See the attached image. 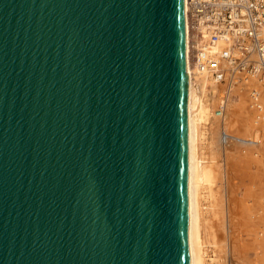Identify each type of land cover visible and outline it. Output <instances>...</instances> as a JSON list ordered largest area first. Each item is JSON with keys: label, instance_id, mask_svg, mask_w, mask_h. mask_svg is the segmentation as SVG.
<instances>
[{"label": "water", "instance_id": "1", "mask_svg": "<svg viewBox=\"0 0 264 264\" xmlns=\"http://www.w3.org/2000/svg\"><path fill=\"white\" fill-rule=\"evenodd\" d=\"M185 0H0V264H190Z\"/></svg>", "mask_w": 264, "mask_h": 264}, {"label": "bare ground", "instance_id": "2", "mask_svg": "<svg viewBox=\"0 0 264 264\" xmlns=\"http://www.w3.org/2000/svg\"><path fill=\"white\" fill-rule=\"evenodd\" d=\"M250 1L216 0L232 8H249ZM185 9L190 264H264V56L242 32L246 41L234 46V58H218L214 77L194 67L188 0ZM200 30L208 41L206 28ZM233 36L218 39L211 53ZM225 137L235 138L234 150Z\"/></svg>", "mask_w": 264, "mask_h": 264}, {"label": "built area", "instance_id": "3", "mask_svg": "<svg viewBox=\"0 0 264 264\" xmlns=\"http://www.w3.org/2000/svg\"><path fill=\"white\" fill-rule=\"evenodd\" d=\"M250 7H235L219 5L216 0H188V15L192 28L191 53L194 62L201 68L210 67L215 69L219 65V59L227 60L234 58V46L241 48L246 41L242 38V32L252 35L251 41L255 49L264 56V36H260L264 28V5L257 9L255 0L250 1ZM261 18H257V16ZM262 21V29L258 32V22ZM201 28H206L209 36L205 40ZM233 41L227 42L220 52L211 53V49L217 40L229 35Z\"/></svg>", "mask_w": 264, "mask_h": 264}, {"label": "rangeland", "instance_id": "4", "mask_svg": "<svg viewBox=\"0 0 264 264\" xmlns=\"http://www.w3.org/2000/svg\"><path fill=\"white\" fill-rule=\"evenodd\" d=\"M192 58V57H191ZM192 63H193V65H194V67H198V69H200V70H202V71H205L206 73H208V74H210L211 76H215V74H213V72H212V68H210V67H204V68H201L199 65H198V63H196V62H194V60L192 59ZM212 121V120H211ZM212 123L210 122L209 124H208V127H211L212 125H211ZM213 130H212V128H211V132H212ZM228 137V136H227ZM230 137V136H229ZM235 139V138H234ZM233 138H228V139H226V137H225V141H226V145H227V147H228V150L230 149V150H234L235 149V144H236V141L234 140ZM228 140V141H227ZM235 142H234V141ZM243 146V145H242ZM234 148V149H233ZM245 148H248V147H245ZM243 149V148H242ZM242 149L240 150V152L241 153H245V151H244V149H243V151H242ZM245 150H247V149H245ZM239 179H240V177L238 178V180L236 179V181H239ZM247 180H245L244 181V183L246 182ZM245 186V185H244ZM244 186H242V188H241V190H240V193L241 194H245V192H246V190L244 189Z\"/></svg>", "mask_w": 264, "mask_h": 264}]
</instances>
